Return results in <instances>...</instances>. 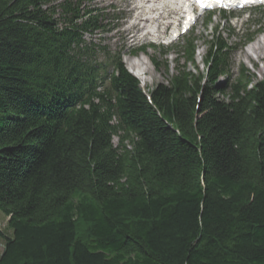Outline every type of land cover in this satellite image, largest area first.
<instances>
[{"label": "trees", "instance_id": "1", "mask_svg": "<svg viewBox=\"0 0 264 264\" xmlns=\"http://www.w3.org/2000/svg\"><path fill=\"white\" fill-rule=\"evenodd\" d=\"M59 6L0 0V264H264V77L220 84L216 34L147 99L92 57L97 15Z\"/></svg>", "mask_w": 264, "mask_h": 264}, {"label": "rangeland", "instance_id": "2", "mask_svg": "<svg viewBox=\"0 0 264 264\" xmlns=\"http://www.w3.org/2000/svg\"><path fill=\"white\" fill-rule=\"evenodd\" d=\"M64 1L71 4L75 3L79 11L91 10L93 15L98 13L99 28L93 32H86L82 36L84 42L92 47V57L98 62L106 60L108 56L120 54L121 60L127 68V65L133 59L143 58L142 60H144L147 67H145L146 73L144 75L146 79L145 81L138 79V82L145 92L152 90L158 84L167 85L172 76L184 71H189L195 76L204 74L205 66L203 61L206 48L208 42L213 40L215 34H220L224 42L236 47L235 52L230 54L231 68L229 77H221L219 79L220 84L233 82L238 75V67L240 65L243 66L245 75L249 79L256 80L264 77V51L254 53L247 49L253 42L264 36L263 9L258 8L230 13L228 16L225 14L226 16L223 17H221V14L214 13L207 23V18L204 16L197 21L196 25L183 38L170 46L162 47L160 42L165 40L156 41V39H152V35L145 34L146 30L155 26L156 22L154 20L143 21L144 18L153 17V15L145 16V14H152L153 12L141 6L139 0H94L92 2H89V0H51L50 5L55 9V17H59L61 14L59 4ZM137 2L139 6L134 7ZM158 5L161 6V10L157 11V13L160 12L161 17L160 21L158 19L159 22L157 24L158 33L154 37L161 35L166 29L165 25L159 24L161 22L166 23L167 19L162 18V13H164L163 5L161 3ZM141 7L145 8L141 10L142 12L138 9ZM177 9L173 7L175 14ZM257 19H259V22H254L253 24V21ZM159 25L160 29H158ZM244 34H251V39L245 42V39H243ZM190 37L196 39L192 62L186 61L185 56L179 53L180 47ZM153 41L157 44H152L151 42ZM151 44V47H147ZM139 46L147 48L143 52L134 54L135 49ZM245 51L248 54L243 53ZM153 60L158 63L156 66L153 65ZM112 143L114 145L117 143L115 136L112 138ZM7 220L8 218L0 210V253L3 249L4 237L11 236V229L7 226Z\"/></svg>", "mask_w": 264, "mask_h": 264}, {"label": "bare ground", "instance_id": "3", "mask_svg": "<svg viewBox=\"0 0 264 264\" xmlns=\"http://www.w3.org/2000/svg\"><path fill=\"white\" fill-rule=\"evenodd\" d=\"M157 1L158 0H139L140 5L144 6L146 9H148V11H151V12L155 11L156 12L155 16L153 15V17H147V18L143 19V21H146V22L149 21V20H154V22H156L155 26H152L151 29H147L146 32H145V34H149V35H152V36H155V34L158 33L157 24L160 21V17H161L160 12L157 13V11L161 10V6L158 5L159 3L157 4V6L155 4ZM167 2L171 6L174 5L175 8H178V1L177 0H167ZM158 19H159V21H158ZM172 32L175 33L176 31L173 29ZM247 49H249V51H252L254 53H257L258 51H264V36L260 37L258 40L253 42V44ZM243 53L248 54V52H246V51L243 52ZM142 59H143L142 57H138V58L133 59L132 62L127 65V69H128V72H130L134 77H136L139 80L145 81L146 78H145L144 75L146 73V70H145L146 66H145L144 60H142Z\"/></svg>", "mask_w": 264, "mask_h": 264}]
</instances>
